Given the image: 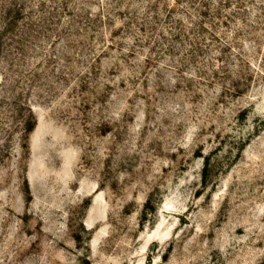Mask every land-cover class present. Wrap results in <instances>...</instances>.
<instances>
[{"label":"rangeland","instance_id":"1","mask_svg":"<svg viewBox=\"0 0 264 264\" xmlns=\"http://www.w3.org/2000/svg\"><path fill=\"white\" fill-rule=\"evenodd\" d=\"M0 264H264V0H0Z\"/></svg>","mask_w":264,"mask_h":264}]
</instances>
